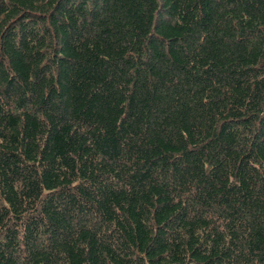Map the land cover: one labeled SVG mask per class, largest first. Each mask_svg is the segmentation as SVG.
Listing matches in <instances>:
<instances>
[{
  "label": "trees",
  "instance_id": "obj_1",
  "mask_svg": "<svg viewBox=\"0 0 264 264\" xmlns=\"http://www.w3.org/2000/svg\"><path fill=\"white\" fill-rule=\"evenodd\" d=\"M0 264H264V0H0Z\"/></svg>",
  "mask_w": 264,
  "mask_h": 264
}]
</instances>
